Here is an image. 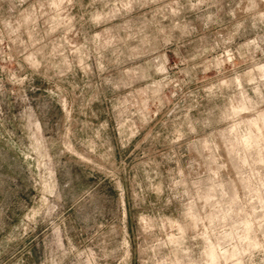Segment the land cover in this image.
Returning a JSON list of instances; mask_svg holds the SVG:
<instances>
[{"label":"rangeland","instance_id":"374dc122","mask_svg":"<svg viewBox=\"0 0 264 264\" xmlns=\"http://www.w3.org/2000/svg\"><path fill=\"white\" fill-rule=\"evenodd\" d=\"M0 264H264V0H0Z\"/></svg>","mask_w":264,"mask_h":264}]
</instances>
